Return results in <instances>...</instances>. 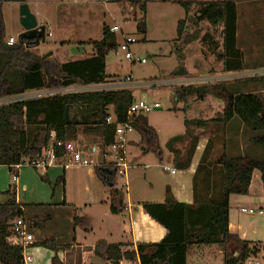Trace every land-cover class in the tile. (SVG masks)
<instances>
[{"label": "rangeland", "instance_id": "rangeland-1", "mask_svg": "<svg viewBox=\"0 0 264 264\" xmlns=\"http://www.w3.org/2000/svg\"><path fill=\"white\" fill-rule=\"evenodd\" d=\"M146 11H141L140 5H133L127 0L115 2H97L91 0H27L32 14L37 17L38 23L44 25L47 30L46 43L30 51L44 57L52 54L46 60L54 64L74 62L93 55V44L104 38V29L119 27L116 34L117 50L112 51L106 57V75L109 79H132L133 84L141 85L133 88L134 98L150 104L159 103L161 109L155 110L145 117L148 124L157 135V140L148 139L141 131L135 130L128 136V161L132 166L125 176L115 179V189L123 192L125 207L131 212L124 211L121 214L111 212L109 183L101 182L97 191L100 195L107 193L109 202L105 204L82 206L78 215L87 218L90 223L73 224V211L54 212L45 208L35 210L27 207L26 223L30 226L35 215L40 217V222L46 224L48 216L53 221L48 223L45 231H31L38 239H57L59 246L75 245L73 258L83 260V256L99 242L108 244H124L134 248L137 243L147 240L160 242L161 234L166 229L150 217L143 208L144 203H164L166 201L201 200L203 202L218 201L222 195L224 184L223 175L216 177L212 185H208L206 175L202 171L201 160L194 153L196 149L197 126H187V122L196 120H208L223 115L226 107L225 95H208L204 100H199L196 95L187 99H180L172 86H146L151 82H167L177 79L178 71L184 70L180 77H205L220 76L227 73L220 56L225 54V42L222 28H215L209 22L197 21V4L191 7L192 19L187 21V27L183 37H178V24L186 19L185 9L173 0H145ZM238 9V44L241 52L243 68L237 73L248 76V79L259 78L257 81L238 80L224 83L233 94H256L264 100V0H235ZM3 22L6 41L13 37L19 42L23 33L20 22V6L15 3H4L2 7ZM145 18L148 32L146 35L137 30L140 21ZM128 38H134L137 43L126 45ZM131 52L138 58L146 59L147 64H133L126 60V53ZM190 76V77H189ZM221 84V83H220ZM215 85H218L216 83ZM113 110V108H109ZM81 108L71 111V118L80 123L78 127V140L71 141L85 156H91V150L100 148L103 153V141L95 134H85V116ZM245 127V137L250 139L256 133L251 131L239 117H235L228 125L223 127L215 141L216 158L221 155L224 147L222 139L228 135V140ZM208 132V131H207ZM233 135V136H232ZM243 136V135H242ZM178 138V140H174ZM182 138V140H181ZM222 138V139H221ZM253 139V138H252ZM181 140V141H180ZM226 143H229V141ZM233 140H235L233 138ZM251 141V140H250ZM244 144L242 150L239 143L230 146L231 151L223 153L224 159L240 157L243 152L251 156L259 155L264 160V150L254 146L252 141ZM157 148L158 150L154 149ZM94 152V151H93ZM242 152V153H241ZM161 154V155H160ZM259 154V155H258ZM101 158V156H99ZM92 160H97L96 154H92ZM215 167L216 160L211 158ZM218 159V158H217ZM222 159V158H221ZM220 158L218 160H221ZM209 159H206L207 166ZM188 161L189 167L184 169ZM27 163L28 160L26 159ZM65 163L56 162L51 166L49 181L42 179V172L32 170V174L38 181L37 189L47 194L49 202H56L59 193L64 192V187L58 182L55 172L64 167ZM69 170L70 184L69 194L88 201L94 188L88 173V168L98 172L97 166L71 165ZM176 168L177 175L173 176L165 172L163 167ZM200 166V167H199ZM83 168V169H79ZM55 169V170H54ZM219 170V169H218ZM53 173V174H52ZM221 173L223 171L221 170ZM215 171V175H217ZM6 178L13 182V175L5 168L0 167V179ZM127 184L126 187L124 185ZM86 187L88 190L86 191ZM87 194L88 198L85 196ZM208 194V196H207ZM55 196V197H54ZM207 196V197H206ZM54 197V198H53ZM189 197V199H188ZM52 200V201H51ZM26 203L27 200L23 199ZM106 202V201H105ZM28 204V203H27ZM58 214V215H57ZM76 229V234L73 230ZM137 248V246H136ZM134 250V249H133ZM136 251V250H134ZM260 261H263L261 259ZM93 264H106L102 255L92 258ZM247 264V263H246Z\"/></svg>", "mask_w": 264, "mask_h": 264}, {"label": "trees", "instance_id": "trees-1", "mask_svg": "<svg viewBox=\"0 0 264 264\" xmlns=\"http://www.w3.org/2000/svg\"><path fill=\"white\" fill-rule=\"evenodd\" d=\"M119 0H110L115 2ZM133 5H140L141 11H146L145 0H127ZM27 0H0V97L16 96L36 90L71 87L78 84L93 85L106 83V57L117 50L116 34L111 29H104V38L93 44L94 54L88 58L65 64H54L43 60L41 56L30 51L34 47L33 40L19 41L8 45L3 22L2 7L4 3H26ZM186 11V19L178 24V37L181 39L187 27V21L192 19L190 12L193 4H197V21L209 22L215 28H222L225 42V54L220 56L226 72L241 71V52L238 44V9L232 0L211 2H181ZM137 30L146 35L148 32L145 18L139 22ZM254 79H240L257 81ZM239 80V81H240ZM180 99L196 95L204 100L208 95H225L226 107L223 115L210 120L187 122V126L209 128L213 125L225 126L235 117H239L251 131L256 133L252 144L264 150V100L256 94H233L228 86L223 84L205 85L200 88H181L175 91ZM132 91L106 93H83L48 96L46 98L18 103L0 108V166L10 168L39 159L44 150L52 142H71L78 140L79 124L71 118L66 121V107L71 111L81 108L87 112L85 116V134H95L103 141V148L114 142L115 125H108L106 119L111 116L109 108H113V116L117 123H124L128 111L133 104ZM71 115V112H70ZM146 116V115H145ZM145 116L135 118L134 128L141 131L148 139L157 140L155 130L148 124ZM174 140H178L175 138ZM182 140V138H181ZM180 140V141H181ZM155 149V147H154ZM155 150H158L157 148ZM66 151L56 149L58 158L64 157ZM190 163V162H189ZM188 161L184 169L189 167ZM223 166L224 184L220 200L209 203L195 202L188 205L176 201L164 203H144L143 208L152 219L162 225L167 235L159 243L138 244L136 251L127 250L124 244H108L99 242L94 249L84 254L82 264H93L92 258L102 255L106 264H188L187 256L193 246H218L225 255V264H246L252 258L264 252V245L241 240L229 230V198L231 195H248L253 174L256 170L262 173L264 183V161L251 160L245 157H234L220 160ZM113 170V169H112ZM100 179L108 183L106 174L98 167ZM47 181V177H42ZM65 184V173L58 180ZM113 182V181H112ZM115 183V182H114ZM110 190L111 212L121 214L125 211L123 192ZM11 199L5 204L0 202V264H24L23 247L13 245L11 222L25 218L26 213L16 202L12 192ZM86 224L87 218L76 217L75 223ZM43 228V227H42ZM29 233V232H28ZM35 246L45 247L55 252L60 247L55 239L41 240ZM69 245L62 246V251ZM264 260V256H263ZM53 264H61L58 256L53 258ZM263 262V261H260Z\"/></svg>", "mask_w": 264, "mask_h": 264}, {"label": "crops", "instance_id": "crops-1", "mask_svg": "<svg viewBox=\"0 0 264 264\" xmlns=\"http://www.w3.org/2000/svg\"><path fill=\"white\" fill-rule=\"evenodd\" d=\"M173 1L177 3H181V2L197 3V2L227 1V0H173ZM232 1L236 3L235 0H232ZM15 4L20 6V4L18 3H15ZM236 6H237V9H239L237 3H236ZM93 54H94V50H93ZM115 79L116 78L114 79L108 78L107 82L113 81ZM262 93H264V91H262ZM110 112H111V115H113V110H110ZM229 124L225 125V129H227ZM223 127L224 126L222 125H213V126H210L209 128H198L196 131L195 137L192 139L194 142L196 138L195 142L196 144L198 143L196 145V149L194 153L198 155L199 162L202 159L201 167H202V171L206 175L205 179L207 180L208 185H212L213 184L212 181L216 177H221L223 175V173H221V170L223 171V166L220 164V160L218 159L223 158V155H224L223 153L231 151V148L230 146L228 147V144L232 145L234 143V146H236V144L239 143V147H240L239 149L242 150L244 144L240 146L241 142H244V141L246 142L248 140L247 143H250L253 138L252 136V138L250 139L249 134H247V137H245L244 131L246 130V128L243 126L240 128V131L236 133L234 136L232 135L233 137H231L229 140H228V135H226L224 140L221 138L222 139L221 141L224 147L222 146L221 153H220L221 155H219L217 159L215 156L216 151H215L214 145L216 142L215 140L218 139L217 136L219 135V133L222 134L221 130L223 129ZM233 138L235 140H233ZM227 140L229 141V143H226ZM91 151H92L91 152L92 154H96L100 151V148L96 147ZM261 156L259 155V157ZM212 157H214L216 160L215 167L211 159ZM240 157H245L251 160L264 161L263 158L260 159L257 156H251L250 153L248 154L245 152H243ZM209 158L210 160L206 166L205 164H203V162L205 163L206 159H209ZM59 163L61 164L65 162L59 161ZM0 167L5 168L9 174L13 175V178L17 177L16 181L12 178L13 180L12 183L8 182L6 178L0 179V202L2 204H5L8 201H10L11 194L9 193L13 192L16 195V202L22 207L25 213H27V207L29 206L30 208H35V210H44L45 208H48L49 210H52L57 213L64 212V211H68V212L73 211L72 216L76 218V217H79L76 215H78L79 208H81L82 206L92 207L93 204L98 205V204H105L109 202V198L106 192L103 193L102 195L98 193L97 186L101 184V183H98L99 180L101 179L99 177L98 172L95 173L94 169L92 168H88V173L91 179L90 183H92L91 186H93L94 188V194H91L89 198L87 194H85V196L88 198V201L84 202L83 198L77 197L76 199V197L73 196V194L72 195L69 194V184H70L69 170L75 167H72L71 165H67L66 163L64 164V167H60L61 169H59V171L55 172L54 174L52 173L53 175H55V177H57V180H59L60 177L65 173V184L64 185L61 184L65 189L64 190L65 193L63 192L59 193L56 197L57 199L56 202L48 203L47 199H49V197L47 196V194H43L40 190L35 191V189H37L38 181H36L35 179L36 176L35 177L33 176L32 170L36 172H38L39 170L34 169L27 163L22 164L20 166L18 165L13 168H10L8 166H0ZM52 167H49L45 171H41L42 177L44 176L47 177L48 179L47 181L51 179L49 174L53 170ZM79 169H83V168H79ZM101 169H102V173L106 174V180L108 181V183L109 184L112 183L114 185L115 179L117 177L116 171L114 169L111 170L108 168H101ZM171 170L176 171V168H170V171ZM215 171L216 173H218L217 175H215ZM175 175H177V171L173 176ZM101 182L103 181L101 180ZM87 190H88V187H86V191ZM23 199H26L27 202L24 203ZM176 202L191 205V204H194L196 201L194 202L192 200H185V201H176ZM197 202L203 203V201H201L200 199L197 200ZM229 204H230V212H229L230 233L238 236L241 240H245V241L252 242V243H261L264 245V216H250L247 214H243L241 212L243 208L264 209V183L262 180V173L258 170L254 172L248 195H231L229 198ZM125 211L131 212L130 208L128 207L125 208ZM38 215L34 216V219L31 221L30 226L27 225V230L29 234L33 235L34 237V242L31 245H29V247L27 248L25 252L26 255L31 256L33 258V262L31 264H53L52 261L56 255L58 256L61 264H82L81 260L78 261L77 259L72 257L76 249L75 245H69L71 248L65 251H62L61 249L62 246L58 245L60 247L59 252H55L45 247L35 246L36 242L41 241V240H48V239L41 238L37 240L36 235L31 231V229L45 231L46 228L48 227V223L49 222L51 223L53 221V217L48 216L47 218L48 222L46 224H43L40 222L41 219ZM75 218H73V224L78 225V223H75ZM23 219L25 220L26 217ZM76 232H77L76 229L73 230V234H76ZM166 235H167V232L161 234L160 242L165 238ZM152 241L153 240L151 241L147 240L144 243H137V245L138 244H148V243H158V242H152ZM137 245L136 244L133 245L134 250H136ZM63 246H66V244ZM133 249L132 247H125L123 250L132 251ZM263 256H264V252L257 257L250 258L249 260L252 262L260 261L261 259H263ZM187 263L188 264H225V255H224L223 250L220 247L215 246V245L213 246H193L189 249L188 256H187Z\"/></svg>", "mask_w": 264, "mask_h": 264}, {"label": "built area", "instance_id": "built-area-1", "mask_svg": "<svg viewBox=\"0 0 264 264\" xmlns=\"http://www.w3.org/2000/svg\"><path fill=\"white\" fill-rule=\"evenodd\" d=\"M86 2H90L91 0H85ZM97 2H105L109 3L110 0H95ZM112 32L119 31V27H113ZM17 41L11 37L7 40L8 45H14ZM137 43V40L134 38H128L126 40V45H132ZM126 60L133 64H147L146 59L138 58L131 52L126 53ZM190 77V76H189ZM248 78L247 75L237 73V72H227L223 73L220 76H205V77H190L183 78L178 77L177 79L173 78L167 82H151L146 86L148 87H157V86H172L177 89L181 88H200L205 85H215L236 82L240 79ZM141 85L133 84L132 79H119L116 78L113 81H109L103 84H93V85H81L78 84L76 86L71 87H62V88H52V89H44V90H36L30 91L27 93H23L16 96H7L0 97V108L5 106H11L18 103H24L27 101H32L36 99L46 98L48 96H57V95H67V94H83V93H106V92H119L125 90H131L133 88H139ZM161 109L159 103L150 104L143 100L135 99L133 104L131 105L128 111L127 120L124 123H117V118L113 115L106 119V123L108 125H115V135L114 142L112 145L107 147L105 151L102 153L99 151L97 154L98 159L92 160L91 157L85 156L73 142H63V141H55L52 142L50 147L44 150L43 155L32 162H27L34 169L45 171L49 167L56 164V162L64 161L71 162L67 163V165H75V166H97V167H105L112 168L116 171L118 176L127 175L128 170L132 166L128 161V136L135 131L134 122L135 118L138 116H145L155 110ZM62 148L66 151V154L62 158H58L56 156V149ZM101 156V158L99 157ZM26 163V162H25ZM24 163V164H25ZM20 166V165H19ZM165 172H169L170 169L166 166L163 167ZM170 173L174 175L176 173L175 170H171ZM15 181L17 177L13 178ZM127 184L124 185L126 187ZM243 214H247L250 216H264V209L258 208H243L241 210ZM11 232L12 238L11 243L13 245L22 246L23 251V261L24 264H31L33 262V258L31 256L26 255V250L34 242L33 235L28 233L26 221L22 218L15 219L11 222ZM247 264H264L260 261L252 262L248 260ZM122 264H133L132 262H126Z\"/></svg>", "mask_w": 264, "mask_h": 264}, {"label": "water", "instance_id": "water-1", "mask_svg": "<svg viewBox=\"0 0 264 264\" xmlns=\"http://www.w3.org/2000/svg\"><path fill=\"white\" fill-rule=\"evenodd\" d=\"M20 22L21 26L23 28V33L19 37V41L23 40H33L34 41V47L36 48L41 44L46 43L47 37L50 35H47V30L44 25H40L38 23L37 17L32 14L30 10L29 4L23 3L20 5ZM52 54H47L44 57H42L43 60H46L48 57H50ZM184 70L181 69L178 71L177 75L181 76L183 75ZM71 107H66V121L69 123L71 121ZM110 187H113V184H109Z\"/></svg>", "mask_w": 264, "mask_h": 264}, {"label": "bare ground", "instance_id": "bare-ground-1", "mask_svg": "<svg viewBox=\"0 0 264 264\" xmlns=\"http://www.w3.org/2000/svg\"><path fill=\"white\" fill-rule=\"evenodd\" d=\"M100 168H105V167H100ZM108 169H111L112 170V168H108Z\"/></svg>", "mask_w": 264, "mask_h": 264}]
</instances>
